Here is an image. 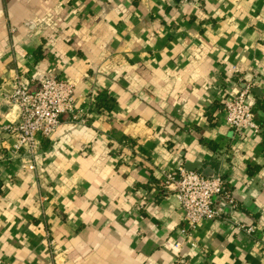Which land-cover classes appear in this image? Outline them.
I'll use <instances>...</instances> for the list:
<instances>
[{"label":"crops","instance_id":"0c3cea01","mask_svg":"<svg viewBox=\"0 0 264 264\" xmlns=\"http://www.w3.org/2000/svg\"><path fill=\"white\" fill-rule=\"evenodd\" d=\"M47 74L83 123L63 115L26 169L1 128L14 78ZM244 86L261 130L239 135L222 103ZM180 164L235 207L185 225L154 187ZM263 244L264 0H0V264H264Z\"/></svg>","mask_w":264,"mask_h":264},{"label":"built area","instance_id":"2783aa9c","mask_svg":"<svg viewBox=\"0 0 264 264\" xmlns=\"http://www.w3.org/2000/svg\"><path fill=\"white\" fill-rule=\"evenodd\" d=\"M29 86L25 78H14L8 104L16 109L17 121L6 124L1 131L7 136V155L20 159L24 168L34 169V161L41 153V140L54 133L60 118L69 115L72 120L82 124L83 116L74 107V86L60 77L47 74L39 81L36 90L31 91ZM249 92L250 87L244 86L231 99L222 103L224 123L235 134L242 135L245 130H261L256 122L254 102L249 98ZM225 184L221 174L207 176L189 171L180 164L162 171L154 187H158L161 195L172 193L175 196L182 222L194 228L203 221L217 220L223 216L222 209L215 208L213 199H217L221 206L230 209L235 207L231 191ZM242 228L246 235L253 232L251 227L245 229L240 226ZM179 233L182 237L188 236L184 228ZM51 243L49 241V245ZM179 247L180 243H176L175 248Z\"/></svg>","mask_w":264,"mask_h":264},{"label":"water","instance_id":"95a60500","mask_svg":"<svg viewBox=\"0 0 264 264\" xmlns=\"http://www.w3.org/2000/svg\"><path fill=\"white\" fill-rule=\"evenodd\" d=\"M187 170H189V171H193V168H186ZM208 176V175H207Z\"/></svg>","mask_w":264,"mask_h":264},{"label":"trees","instance_id":"16d2710c","mask_svg":"<svg viewBox=\"0 0 264 264\" xmlns=\"http://www.w3.org/2000/svg\"><path fill=\"white\" fill-rule=\"evenodd\" d=\"M255 112V111H254ZM225 186L229 189V187L227 186V184H225ZM230 190V189H229Z\"/></svg>","mask_w":264,"mask_h":264}]
</instances>
